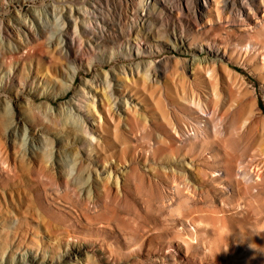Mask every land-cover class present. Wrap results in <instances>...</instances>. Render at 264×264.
Instances as JSON below:
<instances>
[{
    "label": "rangeland",
    "instance_id": "rangeland-1",
    "mask_svg": "<svg viewBox=\"0 0 264 264\" xmlns=\"http://www.w3.org/2000/svg\"><path fill=\"white\" fill-rule=\"evenodd\" d=\"M81 1L75 0L77 5ZM85 1L111 19L105 0ZM51 2L13 0L0 10V32L1 22H16L19 15ZM258 3L264 9V0ZM181 20L189 29L187 17ZM128 30L129 25L119 29V39L127 40ZM249 36L240 31L231 41L248 43ZM2 42L0 50L6 52ZM159 45L157 67H147L157 79H138L134 85L140 109L99 121L93 150L71 126L45 122L46 107L24 110L31 128L46 127L61 139L63 168L58 173L47 164L52 147L27 136L0 106V204L6 210L5 196L10 200L16 191L13 206L28 218L29 238L53 237L40 247L31 241L21 244L25 239L14 242L10 224L2 225L0 259L6 254L7 264H21V255L31 252L37 259H29L30 264H67L72 247L78 246L86 252L76 264H264V49L247 59L234 55L209 76L189 71L192 57L183 44L164 40ZM108 54L107 47L96 49L90 56L94 68L81 69L73 88L52 105L68 104L83 80L103 79L99 69L120 71L131 64L123 57L105 63ZM149 60L146 55L140 61L144 70ZM89 154L102 166L118 167L122 185L98 189L89 198L82 190L89 182ZM78 155L84 165L71 176ZM5 161L18 164L14 179Z\"/></svg>",
    "mask_w": 264,
    "mask_h": 264
},
{
    "label": "bare ground",
    "instance_id": "bare-ground-1",
    "mask_svg": "<svg viewBox=\"0 0 264 264\" xmlns=\"http://www.w3.org/2000/svg\"><path fill=\"white\" fill-rule=\"evenodd\" d=\"M3 1L0 10L9 8L13 2ZM103 3L111 19L102 17L97 5L85 0L80 5L75 0H52L50 5L19 15L16 22H1L0 39L6 52L4 48L0 50V63L3 61L0 64V106L4 107L17 126L23 127L27 136H36V139L52 147L47 164L53 173L63 168L59 157L62 141L56 132L54 136L46 127L31 128L29 117L23 118L25 109L41 110L46 107L45 122L71 126L72 131L74 129V132L84 135L82 140H86L89 149L93 150L99 121H115L117 116L125 117L128 112L140 109L141 102L137 98L140 95L134 85L138 79L147 78L152 82L157 79V75L150 74L147 67L152 64L157 67L159 61L156 59L162 56L159 45L162 41L183 44V48L189 50L192 59L189 60L188 69L194 75L205 72L204 75L212 76L217 64L229 63L234 55L247 59L256 50L264 49V9L258 0H178L177 6L167 0H105ZM181 16L187 17L189 29L184 27L185 21L181 20ZM128 25V39H119L118 30ZM240 31L250 32L251 41L244 43L238 40L233 43L231 38ZM204 33L207 37L200 38L199 34ZM101 47L109 48L105 63L123 57L129 59L131 64L120 67V71L99 69L103 79L83 80L76 96L68 104L55 108L51 102L73 88L80 70L90 71L94 68L95 59L90 56ZM172 48L177 49L175 46ZM204 54L206 57L200 59ZM146 55L150 60L146 61L144 70L140 61ZM34 61L36 66L33 65ZM3 65L7 66V70ZM200 66L202 69L198 70ZM120 75L126 79H121ZM57 80L60 82L54 84ZM21 95L24 96L23 100L15 103V99ZM40 99L47 101L38 104ZM202 113L209 114V111L204 109ZM89 156V182L82 188L89 198L98 189L110 190L113 185H122L118 167L102 166L93 161L92 155ZM4 164L14 179L18 175V164L6 161ZM83 165L78 155L70 165L71 176H76ZM94 180L98 183L97 187L92 186ZM60 187L64 188V185ZM15 197L14 190L10 200L5 196V202H8L6 210L0 204V227L10 224L14 242L25 239L21 244L28 241L40 244L39 247L46 244L52 236L41 234L29 238L25 232L30 222L20 210L14 208ZM35 238L39 240L35 241ZM72 252L73 259L70 258L72 260L67 264H76L86 251L74 246ZM15 259L12 258V262ZM29 259L36 261L37 255L26 252L21 255L19 263L30 264ZM6 262L5 254L0 264Z\"/></svg>",
    "mask_w": 264,
    "mask_h": 264
}]
</instances>
